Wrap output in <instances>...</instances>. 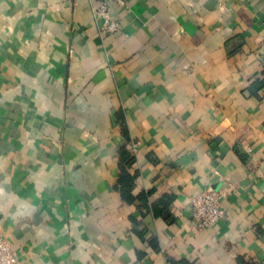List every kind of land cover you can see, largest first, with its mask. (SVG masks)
Wrapping results in <instances>:
<instances>
[{"label":"crops","instance_id":"crops-1","mask_svg":"<svg viewBox=\"0 0 264 264\" xmlns=\"http://www.w3.org/2000/svg\"><path fill=\"white\" fill-rule=\"evenodd\" d=\"M128 2L106 35L98 0H0V233L20 264H264V0Z\"/></svg>","mask_w":264,"mask_h":264},{"label":"built area","instance_id":"built-area-1","mask_svg":"<svg viewBox=\"0 0 264 264\" xmlns=\"http://www.w3.org/2000/svg\"><path fill=\"white\" fill-rule=\"evenodd\" d=\"M96 18L102 32L113 35L121 32V24L114 18L112 4L128 8V0H98ZM136 146V145H135ZM223 193L214 189L204 190L191 199L192 221L198 229L212 228L228 218L222 204ZM0 264H20L19 256L10 240L0 233Z\"/></svg>","mask_w":264,"mask_h":264},{"label":"trees","instance_id":"trees-1","mask_svg":"<svg viewBox=\"0 0 264 264\" xmlns=\"http://www.w3.org/2000/svg\"><path fill=\"white\" fill-rule=\"evenodd\" d=\"M121 160H122V174L119 180V185L124 192V196L128 198V200H130L132 198L131 190L134 186L135 176L129 173L128 168L134 164L135 157L128 150L124 149L121 153ZM167 198L169 197H166V199L162 201V204L165 206L167 205L166 203V201L168 200ZM140 203L145 206L147 205L148 203L147 195L141 196ZM155 209L157 210L156 207Z\"/></svg>","mask_w":264,"mask_h":264}]
</instances>
